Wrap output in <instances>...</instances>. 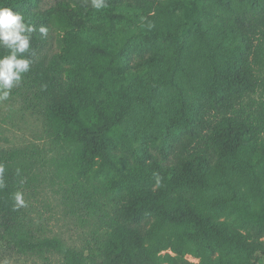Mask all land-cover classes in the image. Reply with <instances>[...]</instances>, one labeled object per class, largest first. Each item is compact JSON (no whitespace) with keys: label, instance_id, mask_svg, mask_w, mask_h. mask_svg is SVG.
I'll list each match as a JSON object with an SVG mask.
<instances>
[{"label":"trees","instance_id":"16d2710c","mask_svg":"<svg viewBox=\"0 0 264 264\" xmlns=\"http://www.w3.org/2000/svg\"><path fill=\"white\" fill-rule=\"evenodd\" d=\"M41 1L0 0L37 28L12 92L68 151L58 175L94 243L43 233V154L0 148V264H260L264 0Z\"/></svg>","mask_w":264,"mask_h":264},{"label":"rangeland","instance_id":"374dc122","mask_svg":"<svg viewBox=\"0 0 264 264\" xmlns=\"http://www.w3.org/2000/svg\"><path fill=\"white\" fill-rule=\"evenodd\" d=\"M56 1L58 0H42L41 8H48ZM110 31L111 29L109 33ZM105 33L108 31L105 30ZM140 47L148 48L136 45L128 51L134 60L138 54L136 49ZM51 49L56 50V44H53ZM142 54L147 55L148 52L144 50ZM12 90L7 99L0 100V148L36 147L45 159L42 169L43 187L35 193L37 195L30 197L31 216L47 235L56 234L79 246L93 244L92 232L95 229V221L81 205H72L71 200L66 199L71 193L66 191L64 177L58 175L57 169L63 158L69 156L68 151L49 137L40 116L29 109L26 110L22 98ZM188 257L192 260L190 256ZM55 259L54 256H51V260L7 256L3 264H55ZM259 263L264 264V256L259 259Z\"/></svg>","mask_w":264,"mask_h":264},{"label":"clouds","instance_id":"9594fccd","mask_svg":"<svg viewBox=\"0 0 264 264\" xmlns=\"http://www.w3.org/2000/svg\"><path fill=\"white\" fill-rule=\"evenodd\" d=\"M96 9L106 7L105 0H92ZM37 31L35 25L27 23L24 16L12 8L0 6V47L8 50L0 56V100L7 99L10 90L21 81L22 74L30 69V60L24 55L31 47L32 34ZM41 35L47 34V28L40 26ZM19 205L24 204L22 194H16Z\"/></svg>","mask_w":264,"mask_h":264},{"label":"built area","instance_id":"2783aa9c","mask_svg":"<svg viewBox=\"0 0 264 264\" xmlns=\"http://www.w3.org/2000/svg\"><path fill=\"white\" fill-rule=\"evenodd\" d=\"M191 258V257H190Z\"/></svg>","mask_w":264,"mask_h":264}]
</instances>
